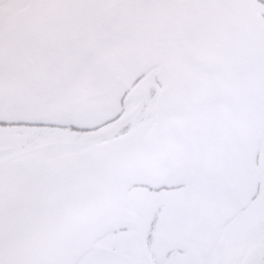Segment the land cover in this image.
I'll return each mask as SVG.
<instances>
[{
  "label": "snow or ice",
  "instance_id": "1",
  "mask_svg": "<svg viewBox=\"0 0 264 264\" xmlns=\"http://www.w3.org/2000/svg\"><path fill=\"white\" fill-rule=\"evenodd\" d=\"M239 6L0 0V105L11 102L0 113V264H13L30 221L75 166L100 142L132 132L130 108L166 88L169 62L213 75L227 60L237 77H264V13L254 22L255 48L245 55L229 50ZM12 137L21 139L7 146Z\"/></svg>",
  "mask_w": 264,
  "mask_h": 264
},
{
  "label": "water",
  "instance_id": "2",
  "mask_svg": "<svg viewBox=\"0 0 264 264\" xmlns=\"http://www.w3.org/2000/svg\"><path fill=\"white\" fill-rule=\"evenodd\" d=\"M248 5L245 1L244 8H236L231 16L234 31L229 50L237 55L249 53L258 42L256 32L246 27L259 21ZM158 94L157 119L144 140L136 144L132 138H123L97 146L95 151L109 154L76 165L79 171L72 173L71 182L77 173L86 172L87 181V175L94 174L100 176L101 184L112 179L121 187L181 185L194 176L188 175L193 162L200 171L198 176L206 179L200 185L201 196L226 200L231 195L232 200L256 182L254 161L264 123V77H237L227 60L224 71L213 75L193 74L184 64L169 62L166 88ZM10 106L11 102L0 105V113L8 112ZM192 138L205 141L198 151L200 157L187 155L193 150L187 149L185 141ZM99 185L89 182L81 201L76 202L62 192H76L78 185L62 184L30 221L12 257L13 264H74L92 241L110 228L109 222H100L107 209L104 201L98 198L92 202L91 195H86ZM232 202V210L240 207L241 203Z\"/></svg>",
  "mask_w": 264,
  "mask_h": 264
},
{
  "label": "flooded vegetation",
  "instance_id": "3",
  "mask_svg": "<svg viewBox=\"0 0 264 264\" xmlns=\"http://www.w3.org/2000/svg\"><path fill=\"white\" fill-rule=\"evenodd\" d=\"M245 1L261 20L264 3L240 0L238 10L244 8ZM246 27L254 30L259 40L254 22ZM141 103L131 108L138 109ZM185 142L187 149L193 150L187 155L200 157L198 151L205 141L192 138ZM254 162L256 182L240 196H232L235 204L241 203L236 210L231 209V195L226 200L201 196L200 185L206 179L198 176L194 162L192 169L187 166L188 175L195 177L189 176L187 184L181 185L123 188L112 179L101 184L100 176L90 175L88 181L100 185L86 194L91 200L104 201L107 209L100 222H109L110 228L74 264H264V123ZM71 183L70 179L63 184ZM133 187L145 190L139 199H128ZM73 193L62 192L66 198Z\"/></svg>",
  "mask_w": 264,
  "mask_h": 264
},
{
  "label": "rangeland",
  "instance_id": "4",
  "mask_svg": "<svg viewBox=\"0 0 264 264\" xmlns=\"http://www.w3.org/2000/svg\"><path fill=\"white\" fill-rule=\"evenodd\" d=\"M155 102L152 101H148L147 105H144V102L142 101L140 107L133 113V130L132 132H130L127 136H113L107 140H104L102 142H100L98 145L95 146V148L101 144H105V143H109V142H113L115 140L118 139H134V140H139V139H143L146 137V135H148L149 130L151 129V125L155 119L154 117V108H155ZM28 118V117H27ZM147 123V124H146ZM121 126H123V124L121 123ZM21 138H17V137H12L10 138V143L7 146H14L15 143L20 140ZM109 153L105 150V151H95L92 155V157L95 156H107ZM81 171V170H80ZM87 173H82L79 172L76 174V179L71 183V184H76L79 187V190H77L75 193H73L69 198H73L74 201H81L82 198V193L83 191H85L87 189V187L89 186V182L87 181L86 175ZM81 175H83L85 178L80 177ZM131 192H133L134 194L129 195ZM145 190L143 189H138L137 187H133L131 188V190L128 192V199L129 198H137L139 199L142 196V193H144ZM131 196V197H129Z\"/></svg>",
  "mask_w": 264,
  "mask_h": 264
}]
</instances>
